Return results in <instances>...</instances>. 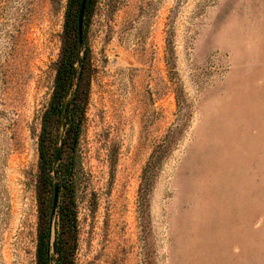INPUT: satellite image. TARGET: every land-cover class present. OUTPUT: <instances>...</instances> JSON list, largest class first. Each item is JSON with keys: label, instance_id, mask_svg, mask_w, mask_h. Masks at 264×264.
Returning <instances> with one entry per match:
<instances>
[{"label": "rangeland", "instance_id": "1", "mask_svg": "<svg viewBox=\"0 0 264 264\" xmlns=\"http://www.w3.org/2000/svg\"><path fill=\"white\" fill-rule=\"evenodd\" d=\"M67 2L0 0V264H36L39 139ZM86 44L75 264H264V0H96ZM177 86L191 116L146 235L141 175L182 124Z\"/></svg>", "mask_w": 264, "mask_h": 264}, {"label": "trees", "instance_id": "2", "mask_svg": "<svg viewBox=\"0 0 264 264\" xmlns=\"http://www.w3.org/2000/svg\"><path fill=\"white\" fill-rule=\"evenodd\" d=\"M82 0H68L65 11L62 45L56 62L54 88L48 108L43 114L39 139V172L36 181L38 206L36 264H75L78 247V212L73 176L74 152L89 102L94 68L91 51L86 44V22L92 16L96 0H87L82 38L78 34V13ZM169 57L173 48L168 41ZM173 65V64H172ZM177 101L182 124L169 129L154 147L141 175L139 202L143 219V232L149 233L150 195L163 161L171 153L175 140L184 130L190 118V107L185 106V94L177 86ZM67 102L63 115V105ZM187 107V109H186ZM64 130L62 133L61 130ZM60 148L58 170L63 179L58 182L59 197L53 214L55 182L51 173L56 172V161ZM67 178V179H66ZM53 220L56 223L52 235Z\"/></svg>", "mask_w": 264, "mask_h": 264}, {"label": "water", "instance_id": "3", "mask_svg": "<svg viewBox=\"0 0 264 264\" xmlns=\"http://www.w3.org/2000/svg\"><path fill=\"white\" fill-rule=\"evenodd\" d=\"M87 0H82L79 8V13H78V34L79 38H82L83 31H84V16H85V7H86ZM67 102H64L63 105V115L64 111L66 109ZM60 148L58 150L57 158L56 161H58V156H59ZM58 197H59V187H58V182H55V189H54V197H53V209L52 212L54 214L57 203H58Z\"/></svg>", "mask_w": 264, "mask_h": 264}]
</instances>
